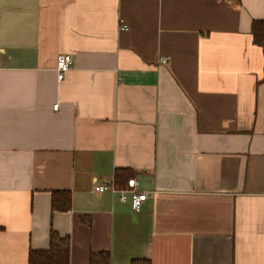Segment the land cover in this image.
<instances>
[{
  "label": "crops",
  "instance_id": "1",
  "mask_svg": "<svg viewBox=\"0 0 264 264\" xmlns=\"http://www.w3.org/2000/svg\"><path fill=\"white\" fill-rule=\"evenodd\" d=\"M263 19L264 0H0V264L52 230L69 264H264ZM133 178L140 212L95 190Z\"/></svg>",
  "mask_w": 264,
  "mask_h": 264
},
{
  "label": "trees",
  "instance_id": "2",
  "mask_svg": "<svg viewBox=\"0 0 264 264\" xmlns=\"http://www.w3.org/2000/svg\"><path fill=\"white\" fill-rule=\"evenodd\" d=\"M252 36L255 44L264 49V19L253 22ZM125 177L127 178L128 176L125 175ZM118 188L124 189L126 186ZM70 209L71 193L64 191L54 193L52 200V211L67 212ZM69 258V237H62L56 231L52 230L50 234V248L45 251H31L28 264H69ZM90 264H111V255L109 252L92 253L90 256ZM132 264H151V262L150 260L146 259H137L134 260Z\"/></svg>",
  "mask_w": 264,
  "mask_h": 264
},
{
  "label": "built area",
  "instance_id": "3",
  "mask_svg": "<svg viewBox=\"0 0 264 264\" xmlns=\"http://www.w3.org/2000/svg\"><path fill=\"white\" fill-rule=\"evenodd\" d=\"M126 30V27L124 28ZM167 62V59L162 61ZM73 59L69 54H61L57 58V75L59 81L64 80L66 74L72 69ZM57 108V105L55 106ZM138 183L135 178L130 179L127 183L126 188L120 189L111 184L97 185L95 190L99 193L111 191L120 195L122 200L130 199L134 211L140 212L144 202L148 199L146 192H140L137 188Z\"/></svg>",
  "mask_w": 264,
  "mask_h": 264
}]
</instances>
